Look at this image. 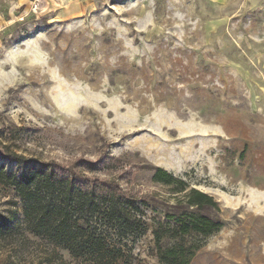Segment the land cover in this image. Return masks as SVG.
<instances>
[{
  "label": "rangeland",
  "instance_id": "1",
  "mask_svg": "<svg viewBox=\"0 0 264 264\" xmlns=\"http://www.w3.org/2000/svg\"><path fill=\"white\" fill-rule=\"evenodd\" d=\"M32 165L146 204L131 264H160L190 189L223 226L188 264H264V0H0V166ZM0 264L90 263L0 185Z\"/></svg>",
  "mask_w": 264,
  "mask_h": 264
},
{
  "label": "trees",
  "instance_id": "2",
  "mask_svg": "<svg viewBox=\"0 0 264 264\" xmlns=\"http://www.w3.org/2000/svg\"><path fill=\"white\" fill-rule=\"evenodd\" d=\"M154 180L164 185L179 184V192L186 190L184 182L160 168ZM0 185L11 188L22 202L23 220L32 235L46 238L77 260L131 264L134 243L147 231L142 207L146 204L140 206L131 198L83 188L68 174L49 166L32 165L20 172L0 166ZM178 204L182 205L179 225L175 232L173 227L168 229L175 237L154 231L160 264H188L199 248L191 240H203L223 226L219 218L203 213L217 208L206 193L190 189ZM164 238L171 243L165 244Z\"/></svg>",
  "mask_w": 264,
  "mask_h": 264
}]
</instances>
